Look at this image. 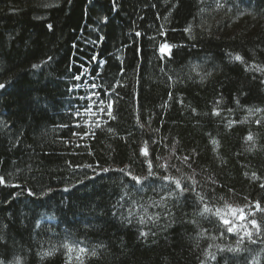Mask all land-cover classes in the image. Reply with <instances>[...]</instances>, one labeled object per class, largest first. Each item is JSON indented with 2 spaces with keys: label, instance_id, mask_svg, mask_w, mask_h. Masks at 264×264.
Returning a JSON list of instances; mask_svg holds the SVG:
<instances>
[{
  "label": "trees",
  "instance_id": "16d2710c",
  "mask_svg": "<svg viewBox=\"0 0 264 264\" xmlns=\"http://www.w3.org/2000/svg\"><path fill=\"white\" fill-rule=\"evenodd\" d=\"M0 84L5 264H264V0H0Z\"/></svg>",
  "mask_w": 264,
  "mask_h": 264
},
{
  "label": "snow or ice",
  "instance_id": "6c2138e0",
  "mask_svg": "<svg viewBox=\"0 0 264 264\" xmlns=\"http://www.w3.org/2000/svg\"><path fill=\"white\" fill-rule=\"evenodd\" d=\"M51 28V26H49ZM139 35V34H138ZM170 50V46L169 45H162L161 47V52L164 53V52H168ZM234 60L236 61H241L242 60V57L239 56V55H236L235 57H233ZM33 67H38L37 65H33ZM5 88V85L4 84H0V89H4ZM248 140H252V136L249 135L247 137ZM213 143H215V141H213ZM142 151V154L147 156L148 155V152H147V148H142L141 149ZM185 160H187V157H185ZM162 167H164L162 165ZM149 168H150V171H149V175H151V162H149ZM107 171V170H105ZM132 179L135 180L137 183H140L141 182V179L140 177H136V176H132ZM163 179L165 180H169L171 182H174L175 185H176V188L179 189L181 192L183 191H186L187 189L185 188H182L181 187V183L179 180H172V178L170 177H163ZM3 178H0V183H3ZM262 187H264V185H262ZM256 209L258 211H261V212H264V208H262L259 204V202L256 203L255 205ZM225 208L228 210V213L231 214V216L233 217V219H229L227 218L226 215L222 214L223 213V210L222 209H216L215 212L213 213L214 215H216L221 223L225 226L226 228V231L229 232V233H232L235 229L238 228V222L239 221H245L247 220V216L248 215H251V213H248L247 215L244 213V210L243 209H233L231 207V205H225ZM204 212H212V209L208 208L207 206L204 208L203 210ZM143 222V221H141ZM248 223H250L252 225V227L256 230V233L259 235L261 233V226L258 224V222L255 220V219H252V220H249ZM141 236H144L146 235L145 233L141 232L140 233ZM244 237H247L249 240H251L252 238V232L250 231H247L245 230L244 232V236L241 237V240L244 239ZM253 243H255V241L253 240L252 241ZM71 251V249H69ZM81 252L85 251L84 249H80ZM228 251H238V249H231L229 248ZM94 254V253H93ZM45 255H51V253H45ZM215 257L213 256V259ZM0 264H5V261L3 259H0ZM16 264H19V261L16 262Z\"/></svg>",
  "mask_w": 264,
  "mask_h": 264
},
{
  "label": "rangeland",
  "instance_id": "374dc122",
  "mask_svg": "<svg viewBox=\"0 0 264 264\" xmlns=\"http://www.w3.org/2000/svg\"><path fill=\"white\" fill-rule=\"evenodd\" d=\"M89 81H91V77L87 76V78L85 79L84 83H88ZM86 89L85 90H89L91 88V86H86L85 87ZM93 95H92V92H89L86 97H83V99H86V100H90L89 103H88V114L91 115L89 116L90 118H92L93 114H99L101 113L103 110H104V106H103V103L100 102L99 100H97V98H92Z\"/></svg>",
  "mask_w": 264,
  "mask_h": 264
}]
</instances>
